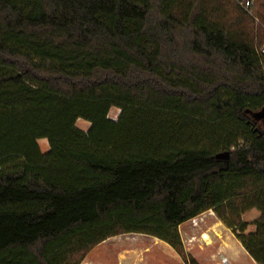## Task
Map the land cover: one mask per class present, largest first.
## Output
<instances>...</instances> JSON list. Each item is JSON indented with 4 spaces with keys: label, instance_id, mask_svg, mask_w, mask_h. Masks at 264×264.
Wrapping results in <instances>:
<instances>
[{
    "label": "trees",
    "instance_id": "1",
    "mask_svg": "<svg viewBox=\"0 0 264 264\" xmlns=\"http://www.w3.org/2000/svg\"><path fill=\"white\" fill-rule=\"evenodd\" d=\"M253 13L0 0V264H82L128 233L199 264L179 227L206 211L264 264V0Z\"/></svg>",
    "mask_w": 264,
    "mask_h": 264
},
{
    "label": "rangeland",
    "instance_id": "2",
    "mask_svg": "<svg viewBox=\"0 0 264 264\" xmlns=\"http://www.w3.org/2000/svg\"><path fill=\"white\" fill-rule=\"evenodd\" d=\"M119 113L120 109L114 107L110 110L109 118L116 119ZM252 117L264 128V109L253 113ZM77 126L84 131H88L91 124L84 119H79ZM39 145L43 152L49 150L46 139H40ZM259 215L260 213L257 210H251L243 215V219L249 223L247 232L255 229L253 222ZM179 232L186 252L199 264H257L243 248L233 229L219 220L213 211H206L200 216L183 223L179 227ZM134 234L138 233L111 237L112 239L95 247L90 252L89 258H93V260L100 259L105 264L116 262L117 248H129L128 240H134ZM114 253H116V256ZM223 258L227 259L226 263L222 262Z\"/></svg>",
    "mask_w": 264,
    "mask_h": 264
},
{
    "label": "crops",
    "instance_id": "3",
    "mask_svg": "<svg viewBox=\"0 0 264 264\" xmlns=\"http://www.w3.org/2000/svg\"><path fill=\"white\" fill-rule=\"evenodd\" d=\"M133 238L134 240H128L129 248H117L116 262L110 264H185L182 257L165 241L146 234H134ZM89 254L82 264H105L100 259H90Z\"/></svg>",
    "mask_w": 264,
    "mask_h": 264
},
{
    "label": "built area",
    "instance_id": "4",
    "mask_svg": "<svg viewBox=\"0 0 264 264\" xmlns=\"http://www.w3.org/2000/svg\"><path fill=\"white\" fill-rule=\"evenodd\" d=\"M238 5H240L242 7V9L249 14L250 16H252L256 21H258L257 17L254 15L253 13V7L255 4V0H235ZM260 52L261 54L264 55V45L260 48ZM263 67H264V62H263ZM223 263L227 262L226 258L222 259Z\"/></svg>",
    "mask_w": 264,
    "mask_h": 264
}]
</instances>
